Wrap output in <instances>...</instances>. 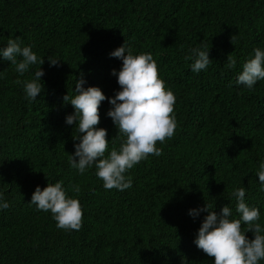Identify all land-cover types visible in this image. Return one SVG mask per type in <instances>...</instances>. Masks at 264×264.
I'll return each instance as SVG.
<instances>
[{
  "label": "trees",
  "instance_id": "obj_1",
  "mask_svg": "<svg viewBox=\"0 0 264 264\" xmlns=\"http://www.w3.org/2000/svg\"><path fill=\"white\" fill-rule=\"evenodd\" d=\"M8 38L44 58L45 75L30 101L15 81L33 78L40 65L21 76L0 56V193L10 205L0 210V264H214L194 243L208 213L189 212L208 204L219 216L229 206L230 218L239 219V187L264 228V185L256 176L264 162V80L252 90L237 83L254 49L264 50V0H0V48ZM124 43L134 55L153 56L176 97L177 128L157 142L161 156L125 173L130 188L106 190L94 166L83 175L70 167L79 133L66 124L75 109L63 97L75 95L83 73L85 88L114 98L121 89L111 73L122 61L110 54ZM193 48L209 49L206 70L192 71L194 60L185 57ZM229 54L235 68L227 67ZM110 108L101 102L97 126L108 133L106 156L124 139L113 144ZM58 181L80 202L79 230L58 229L50 211L29 204L37 186Z\"/></svg>",
  "mask_w": 264,
  "mask_h": 264
},
{
  "label": "clouds",
  "instance_id": "obj_2",
  "mask_svg": "<svg viewBox=\"0 0 264 264\" xmlns=\"http://www.w3.org/2000/svg\"><path fill=\"white\" fill-rule=\"evenodd\" d=\"M235 36L231 37V43ZM186 60H194L192 71L206 70L212 62L209 58V49L193 48ZM122 61V67L112 75L117 77L120 91L114 98H107L100 88L87 87L83 73L77 79L74 96L69 94L63 97L65 104H71L75 109L73 115L66 117L67 125H76L79 135L73 137L79 141L74 145V155L68 154L70 167L83 175L86 169L95 167V175L103 181L106 190L113 188L125 190L132 186V177L125 173L149 155L157 157L163 154L162 148H157V142L163 144L174 136L177 121L174 115L176 97L171 90H167L165 82L159 78L156 61L150 53L134 55L130 47L124 43L110 54ZM0 56L10 61L21 76L29 71L30 66L40 65L35 70L33 78L21 81L26 99L35 101L43 90L41 77L45 75L41 66L44 58H39L31 46L21 47V38H8L7 46L0 48ZM20 57L18 60L17 58ZM50 66H57L58 59L48 57ZM227 67L235 68L236 60L229 54ZM259 80H264V50L254 49V58L247 60L238 74L237 83L252 90ZM108 99L111 108L107 112L118 129V135L112 139L123 137L119 149L113 146L109 155L108 133L104 128L97 127L100 123L99 107L101 102ZM259 182L264 185V162H261L256 172ZM72 190L79 194L80 186H72ZM246 189L236 188L233 195L236 197V212L239 219H231L232 211L224 206L218 216L210 211L208 204L199 210H190L193 218L200 211L208 215L198 230L194 243L208 257L214 258V264H260L264 261V228L258 223L260 211L249 207L245 203ZM30 205H36L38 211H50L56 221L58 229L79 230L82 226L83 212L78 199L70 198L63 188V181L49 183L43 190L36 187L31 197ZM10 207L0 193V210ZM242 223L246 227L242 228ZM251 232L254 239H249L246 233Z\"/></svg>",
  "mask_w": 264,
  "mask_h": 264
}]
</instances>
